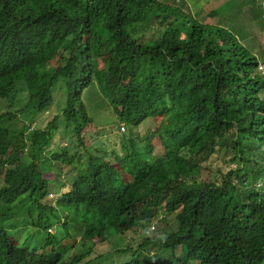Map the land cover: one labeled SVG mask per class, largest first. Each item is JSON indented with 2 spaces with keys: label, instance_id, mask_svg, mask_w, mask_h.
<instances>
[{
  "label": "trees",
  "instance_id": "1",
  "mask_svg": "<svg viewBox=\"0 0 264 264\" xmlns=\"http://www.w3.org/2000/svg\"><path fill=\"white\" fill-rule=\"evenodd\" d=\"M196 1L0 0V100L23 81L25 106L41 115L57 83L66 91L45 129L16 128L21 117L0 113V250L8 247L2 239L26 229L48 242L51 255H61L71 233L114 250L126 231L163 213L174 216L175 230L155 232L142 259L136 251L123 264H264V76L257 73L264 45L250 43L237 16L217 19L224 0L208 13ZM251 22L264 30V13L251 12ZM96 93L128 128L162 122L179 104L182 115L165 133L172 155L154 161L150 144L137 153L127 135L129 145L112 156L85 147L76 160L85 163L66 174L70 190L50 205L45 150L55 135L85 146ZM67 149L61 162L72 160ZM214 154L234 167L223 173L209 160ZM151 244L162 251L157 257ZM121 253L117 246L106 257Z\"/></svg>",
  "mask_w": 264,
  "mask_h": 264
},
{
  "label": "rangeland",
  "instance_id": "2",
  "mask_svg": "<svg viewBox=\"0 0 264 264\" xmlns=\"http://www.w3.org/2000/svg\"><path fill=\"white\" fill-rule=\"evenodd\" d=\"M198 2H200L197 5L198 10L199 8L205 9L207 7L205 10H203L204 13L212 11L217 7L218 4L223 5L222 0H209V2L206 0H199ZM224 2H226V11L223 15L219 16L220 18L217 19H221L223 21L224 18H232L234 16H237L238 21L246 28V32L251 33V38L253 39L252 41H250V43L255 47L264 45V30H262L258 26V23L251 22V12L252 15L260 14L261 9L259 6V1L224 0ZM243 2L247 3L242 5ZM227 9L232 10L230 11V13H228ZM198 10L196 9V11ZM199 19L206 20L208 22V16L206 14H201L199 16ZM217 19L209 18V21L211 23H216ZM229 23H232V21H230ZM154 27L155 26L150 27V30L148 31L144 28L146 30V39H149L150 36L153 37V33L155 31ZM254 51L255 53H258L256 49ZM21 83H23V81H20L13 87L12 94H10L6 100H0V113L9 109V112L15 113L16 117H21L22 121H19L15 125L16 128H28L31 130L38 127L40 129H45L46 124L51 121V119L55 115L59 114V109L61 108V105H59V103H63L65 101L64 95H66V91L64 86L61 83H57L52 90L53 105L47 112L41 115H35L33 110L25 106L27 102V93ZM93 95L94 97L89 99L88 101L89 103H91V106L95 112L94 116L91 117L92 119H94V122L92 123V125L87 126V128L84 129L83 138L85 146L82 147L79 145L76 149L73 147H69L68 141H66L63 137L55 135L52 138V143L45 150L44 157L47 159L46 161L48 163H45L44 167H46V170H42V174L45 179L51 181L55 180V182L50 183L51 188L48 189V203H53L58 198V192H55L54 190L61 189V191H67L69 189V184L68 186L63 185L65 180L64 176L69 171L72 172L74 170V167H81V165L85 163L86 157H83L80 162L76 161L77 157L84 156L85 147L88 148L91 145L97 144V146L93 148V151L107 150L108 155L112 156L115 155L117 149H119V151L121 150L122 142H124L127 146L129 145L128 140H123L122 138V135H127L134 141L137 153H143L146 150V144H150L152 148L150 157L151 159H154V161H161L172 155L173 147L171 146V140L166 136L165 133L176 127L178 119L182 115V109L179 104H177L175 109L162 119V122L158 118H156L148 120L137 127L128 128L127 126H125V124L119 122V120L111 113V110L109 109L107 103L101 98V96H98L97 93L96 95ZM24 108H26V110L22 112V109ZM25 114L28 115L24 116ZM122 125L124 127L123 131H121ZM86 133L91 134L93 137H91L90 139V135L86 136ZM70 144H72V142ZM65 148H71L70 150L67 149L68 157H72L71 162L68 163L67 161L61 162L60 158V156L64 155ZM225 158L226 161L229 159L228 157ZM116 159H114V161L118 162V160ZM209 160L212 164L215 163L214 166H219L223 173L228 172L229 169L233 168L235 165L231 164L230 166H228L218 154H214L212 157H210ZM174 222V216L166 218V214L159 213V216L149 224L150 227H148V232L154 233L156 231V233L164 234L167 231L175 230L176 224ZM148 236H151V234H148ZM71 237L75 238L76 241H78L79 239L76 234H71ZM108 238H112V236H107L106 239ZM125 238V241H121L118 244L117 242L111 244L114 250L110 248V244H108L107 242H101L98 239H94L93 255L90 258L86 259L85 262L97 257L107 255L111 253V251L116 252L117 246H119L120 249H124L130 239H133L134 242L129 245H133L135 241H138L143 237L140 233L136 234L135 236L128 233ZM67 243L68 241L63 242V244ZM72 244L73 243H70L68 246ZM137 246L138 243L133 245V247ZM78 248L79 247L77 246L73 251H71V255H73L74 252L78 250ZM154 257L157 256L154 255L153 258ZM160 257H162L164 260L165 254H162ZM128 258L129 255H126L124 258L117 259L116 256L111 254L110 256L106 257L104 264H122ZM85 262H83V264Z\"/></svg>",
  "mask_w": 264,
  "mask_h": 264
},
{
  "label": "clouds",
  "instance_id": "3",
  "mask_svg": "<svg viewBox=\"0 0 264 264\" xmlns=\"http://www.w3.org/2000/svg\"><path fill=\"white\" fill-rule=\"evenodd\" d=\"M258 1H259L260 9L264 13V0H258ZM246 3L247 2H243L242 5L246 4ZM216 8H214L213 10L215 11ZM231 10L229 9L228 13H230ZM225 11H226V9H225ZM224 19H226V18H224ZM257 73L259 75L264 76V61L258 62ZM121 127H123V125ZM123 129H124V127H123ZM67 175H68V173H67ZM67 175L64 176L65 180H64L63 185L68 186V184H69V189L67 190V191H69L71 185L69 182L70 179H68ZM42 178L44 179V182L48 185V189L51 188L50 183L55 182V180L51 181V180L45 179L43 177V174H42ZM54 191L58 192V198L61 196L62 193L66 192V191H61V189H56ZM58 198L53 203H55L58 200ZM47 200H48V197H47L46 201ZM53 203H50V205H53ZM131 214H129V216ZM148 227H150L149 224L146 225L145 222H142V223H140V226H138L134 229V232L133 231H126L123 234V238H124L123 241L126 240L125 236L128 233H130L133 236L140 233L141 236L143 237V238L139 239L138 241H135L134 244L138 243L137 247H133L134 244L129 245L132 242H134L133 239H130L124 249L119 248V250H121V252H122L121 258H124L126 255H129V258L126 259L127 263L131 262L133 260V256H135L134 252H136V251L141 252L140 258L142 259V256H143V254L145 255V251H146L145 248H141L144 244L145 239L146 238H155V236H153V235L155 234L156 231L154 233L148 232V229H149ZM55 231L57 232L56 227L47 228V232L49 234H51L52 236L57 234V233H55ZM71 234H75V233H71ZM148 234H151V236H148ZM76 235L79 237L78 241H76L75 238H72V237L70 239L62 240L60 245L62 247H64L65 250L61 253L60 256H56V255H51L50 251H51L52 247L47 245L48 242H46L45 240H43L40 237H37V236L33 237L34 234L30 230L26 229V231L22 237L9 235L8 239H2V241L8 247L6 249L1 248L0 258L4 257L8 264H83V262H85L86 259L90 258L93 255V252H94L93 240L98 239L100 241V238H94L90 242L87 241L86 243H81L80 241H84V240L82 239L80 234L76 233ZM158 235L162 236L163 233L162 234L158 233ZM51 240H52V237H51ZM64 241H68V243L63 244ZM70 243H73V244L68 246ZM90 245L93 247L92 252L90 251V248L84 249L87 246L90 247ZM77 246L79 247L78 250L75 251L73 255H71L70 252L73 251ZM152 246L153 245L151 244L150 247L147 248V250H151L150 251L151 253H153L155 251L153 254H150L152 257L158 251L162 252L158 247L156 248V247H152ZM105 259H106V255L101 256V257H97V258L89 260V261H86L84 264H104Z\"/></svg>",
  "mask_w": 264,
  "mask_h": 264
},
{
  "label": "built area",
  "instance_id": "4",
  "mask_svg": "<svg viewBox=\"0 0 264 264\" xmlns=\"http://www.w3.org/2000/svg\"><path fill=\"white\" fill-rule=\"evenodd\" d=\"M124 129H123V127H121V131H123Z\"/></svg>",
  "mask_w": 264,
  "mask_h": 264
}]
</instances>
